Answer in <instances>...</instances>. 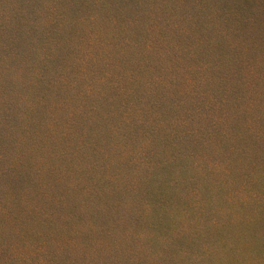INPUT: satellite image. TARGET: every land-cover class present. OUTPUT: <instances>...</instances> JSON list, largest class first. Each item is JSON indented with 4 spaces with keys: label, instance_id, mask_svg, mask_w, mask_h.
I'll use <instances>...</instances> for the list:
<instances>
[{
    "label": "rangeland",
    "instance_id": "374dc122",
    "mask_svg": "<svg viewBox=\"0 0 264 264\" xmlns=\"http://www.w3.org/2000/svg\"><path fill=\"white\" fill-rule=\"evenodd\" d=\"M0 264H264V0H0Z\"/></svg>",
    "mask_w": 264,
    "mask_h": 264
},
{
    "label": "clouds",
    "instance_id": "9594fccd",
    "mask_svg": "<svg viewBox=\"0 0 264 264\" xmlns=\"http://www.w3.org/2000/svg\"><path fill=\"white\" fill-rule=\"evenodd\" d=\"M5 84L6 88L9 87V82L15 83L16 80L18 79V75L14 74V70H10L6 67L5 73ZM12 103L10 97L8 95L5 96V106L6 108Z\"/></svg>",
    "mask_w": 264,
    "mask_h": 264
}]
</instances>
